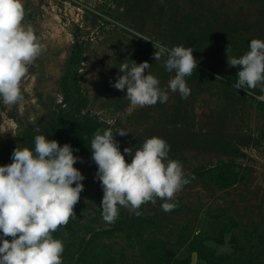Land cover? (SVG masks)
Here are the masks:
<instances>
[{"label": "rangeland", "instance_id": "1", "mask_svg": "<svg viewBox=\"0 0 264 264\" xmlns=\"http://www.w3.org/2000/svg\"><path fill=\"white\" fill-rule=\"evenodd\" d=\"M23 4L24 23L43 50L22 81L23 101H0V145L81 109L112 130L128 163L144 141L163 139L168 159L182 164L189 181L167 201L175 204L172 211L157 199L142 205L140 216L120 207L116 221L107 223L98 166L92 156L78 155L74 167L85 177L84 190L62 240L63 264L101 263L103 247L119 264H264V102L255 99L264 92L233 87L241 69L228 65L226 53L230 46L228 55L240 58L252 39L264 40V0ZM151 41L192 48L197 68L185 78L187 98L168 88L175 72L166 70L165 58L154 60ZM133 61L150 65L146 71L168 92L166 103L131 108L126 89L111 86L123 75L121 64ZM228 173L238 180L234 185L216 184ZM156 244L165 257L155 253Z\"/></svg>", "mask_w": 264, "mask_h": 264}, {"label": "clouds", "instance_id": "2", "mask_svg": "<svg viewBox=\"0 0 264 264\" xmlns=\"http://www.w3.org/2000/svg\"><path fill=\"white\" fill-rule=\"evenodd\" d=\"M25 15L23 0H0V101L7 106L23 101L22 81L43 50L31 26L25 25ZM151 42L156 50L154 60L165 58L166 70L175 72L168 88L187 98L190 88L185 78L197 68L192 48L169 49ZM249 49L235 58L228 55V46L227 63L241 69L233 87L254 95L257 88L264 92V40L252 39ZM149 68L147 62L138 65L133 61L131 67L122 63L119 71L123 75L111 85L122 92L126 89L131 108L166 103L169 99L168 92L159 87V80L146 71ZM255 99L264 102V95ZM118 134L129 133L120 130ZM34 143V151L16 147L12 163L0 166V264H63L64 243L53 233L75 216L74 208L84 190L85 177L74 167L80 158L74 156L70 144L61 147L58 141L44 135L36 136ZM131 151L124 149L127 154ZM169 151L166 141L152 137L143 142L128 163L111 129L94 134L91 158L98 166L96 179L103 190L100 206L105 222L114 223L120 207L140 216L141 206L157 199L166 201L161 205L163 211L174 209L175 204L167 201L174 200L189 181L182 164L168 159Z\"/></svg>", "mask_w": 264, "mask_h": 264}, {"label": "trees", "instance_id": "3", "mask_svg": "<svg viewBox=\"0 0 264 264\" xmlns=\"http://www.w3.org/2000/svg\"><path fill=\"white\" fill-rule=\"evenodd\" d=\"M65 102L71 104L70 95H68V93L65 95ZM98 130H100L101 133L103 132L102 123L91 115L82 112L81 109H75V111L71 113L60 114L58 119L43 131H34L3 142L0 145V166H6L12 163V153L18 146L22 149L29 148L34 151V141L35 137L38 135H44L49 140L58 141L61 147L65 144H70L74 149V156L80 154L92 156L91 141ZM237 181L238 180L231 173H228L225 177L223 176L215 182L220 186L228 187L234 185ZM68 229H71V222H69L67 226L61 227L57 232L53 233V237L63 240ZM154 250L155 253L161 257L167 255L159 244L155 245ZM101 256V263L89 261L88 264H119L106 252L105 247L102 249Z\"/></svg>", "mask_w": 264, "mask_h": 264}]
</instances>
